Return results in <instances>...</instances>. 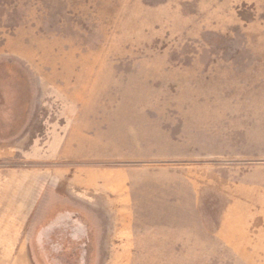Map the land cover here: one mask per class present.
<instances>
[{
	"label": "rangeland",
	"instance_id": "rangeland-1",
	"mask_svg": "<svg viewBox=\"0 0 264 264\" xmlns=\"http://www.w3.org/2000/svg\"><path fill=\"white\" fill-rule=\"evenodd\" d=\"M0 264H264V0H0Z\"/></svg>",
	"mask_w": 264,
	"mask_h": 264
}]
</instances>
